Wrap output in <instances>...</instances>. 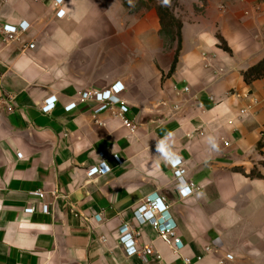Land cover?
<instances>
[{"label": "crops", "instance_id": "1", "mask_svg": "<svg viewBox=\"0 0 264 264\" xmlns=\"http://www.w3.org/2000/svg\"><path fill=\"white\" fill-rule=\"evenodd\" d=\"M55 2L0 0V264H264V77H244L264 59V0H64L62 18ZM166 2L182 23L174 70ZM117 83L135 134L118 107L95 117L83 101ZM172 157L199 188L188 199ZM102 162L112 172L90 179ZM150 195L170 206L179 254L135 218ZM124 225L154 254L128 256Z\"/></svg>", "mask_w": 264, "mask_h": 264}, {"label": "built area", "instance_id": "2", "mask_svg": "<svg viewBox=\"0 0 264 264\" xmlns=\"http://www.w3.org/2000/svg\"><path fill=\"white\" fill-rule=\"evenodd\" d=\"M64 0H56L55 8L58 9V18H62L65 14V11L62 10ZM30 25L26 22L20 23L19 25H5L2 28V34L5 37L6 42L12 43L15 41H20L21 37L24 33H26L29 29ZM29 49H34L35 45H29ZM125 91V87L122 83H117L113 85L107 91H98L90 95H86L84 100L92 99L95 102L100 104V107L95 111V117L101 112L111 110L113 111L115 107H118V111L114 112V116L122 119L123 125L126 129H128L131 133L135 134L138 130V125L134 120H131L127 117L129 113V107L126 106L125 102L121 99V95ZM185 92L189 93L190 89L186 88ZM58 102L57 97H50L45 101L44 106L42 107V112L45 114L52 113ZM257 103V101H254ZM77 108V103H71L68 105L65 110L67 112H71ZM178 108V107H177ZM248 113L247 110H242L241 115H246ZM99 123V121H96ZM22 158V155H18ZM100 156L104 158V153H101ZM114 161L118 165H123V160L120 156H113ZM169 163L174 170V175L179 184V196L181 199H188L191 197L196 190H199L198 186L188 181L185 178L187 171L184 168V163L180 158L172 157L169 159ZM112 172L111 167L106 163L102 162L99 165L92 167L87 176L90 179H94L99 176H106ZM34 208H28L25 210V213L32 214L34 213ZM135 218L140 225L149 224L166 242L172 244L173 249L176 254H179V248L182 246L181 239L177 235V223L173 219L170 213V206L167 205L166 199L160 197L159 195H150L146 197L141 205L135 212ZM120 242L124 246L126 254L128 256L141 255L143 257L151 256L154 254V251L145 247L140 249L137 244L136 238L141 235L140 232H132L128 225H124L120 230ZM159 260H161V256H157ZM229 260H232V256H228ZM184 264H193L192 260L188 257H185ZM199 261L202 260L201 257L198 258ZM222 264V263H221Z\"/></svg>", "mask_w": 264, "mask_h": 264}, {"label": "trees", "instance_id": "3", "mask_svg": "<svg viewBox=\"0 0 264 264\" xmlns=\"http://www.w3.org/2000/svg\"><path fill=\"white\" fill-rule=\"evenodd\" d=\"M157 11H158L159 18H160L161 25H162L161 32H163L164 26H165V23H164V21H165V13L167 11H165L161 5L157 6ZM175 18L176 17L173 16L174 20H175ZM175 21L178 24V33H177L178 34L177 35V46H178V48H177V51H176L175 63L173 65V70L175 69L176 63L178 61V55H179V52H180V49H181V39H182V35H181L182 23L178 19H176ZM244 77H245V80H246L247 83H251L253 80H257V79H260V78L264 77V59L259 64H257L256 66H254L253 68L248 70L244 74Z\"/></svg>", "mask_w": 264, "mask_h": 264}, {"label": "rangeland", "instance_id": "4", "mask_svg": "<svg viewBox=\"0 0 264 264\" xmlns=\"http://www.w3.org/2000/svg\"><path fill=\"white\" fill-rule=\"evenodd\" d=\"M165 11V26L163 32H161L162 37L165 39L166 44L176 53L177 49V33H178V24L173 19L174 12L173 9L177 6L170 4L169 2L161 5ZM172 17V18H171ZM175 17V16H174Z\"/></svg>", "mask_w": 264, "mask_h": 264}]
</instances>
